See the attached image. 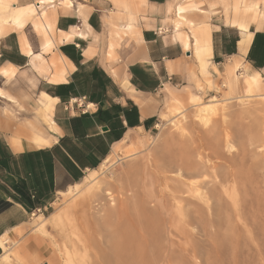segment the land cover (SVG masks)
Wrapping results in <instances>:
<instances>
[{
    "label": "crops",
    "instance_id": "obj_1",
    "mask_svg": "<svg viewBox=\"0 0 264 264\" xmlns=\"http://www.w3.org/2000/svg\"><path fill=\"white\" fill-rule=\"evenodd\" d=\"M39 1L42 0L34 3ZM126 1V10L113 6L114 12L103 20L108 29L104 55L95 45L100 28L96 11L79 5L77 16H70L74 8L72 0L51 1L38 16L26 22L39 37L37 53L26 37L32 54L22 51L23 39L17 29H9L0 38V73L14 70L13 76L0 74L1 79L15 80L18 69L24 66L43 79L38 82L41 89L33 109L34 118L23 124H16L18 114L14 108L24 111L19 101L0 97L10 104L4 112L0 111V132L10 134L6 137L0 133L1 252L6 249L7 234L25 224L31 214L49 209L56 193L78 186L85 179L82 176L106 162L116 145L134 132H150L159 126L158 91L166 84L186 82L187 59L194 58L200 77L211 87L209 66L215 74L220 73L217 67L229 58L235 59L222 65V69L225 65L224 73L235 61L241 62L244 72L264 71V16L258 13L259 6L246 30L238 27L240 17L234 22L239 35L224 28L225 24L212 31L205 22L193 41L181 33L183 24H188L177 14L182 9L186 15L184 2L173 9L176 20L169 16L171 5L167 3L166 20L174 28L170 38L162 34L165 29L158 28V15L152 16L154 27L146 25L141 29L137 21L139 17L146 24V6L161 8L167 0ZM108 2L112 5L111 0ZM121 15L127 16L125 24L120 22ZM36 22L42 24L41 30L34 27ZM11 34L17 35L18 54L12 51L17 49L15 44L8 41ZM132 37L138 40V45L132 44L130 50L123 52L125 67L115 66L116 50ZM43 40L52 45L50 50H43ZM170 92L173 91L168 92L167 102ZM43 95L56 101L51 117L56 130L48 125L47 130L36 112L45 104ZM74 98H84V106L91 105L89 110L67 108L69 100Z\"/></svg>",
    "mask_w": 264,
    "mask_h": 264
},
{
    "label": "rangeland",
    "instance_id": "obj_2",
    "mask_svg": "<svg viewBox=\"0 0 264 264\" xmlns=\"http://www.w3.org/2000/svg\"><path fill=\"white\" fill-rule=\"evenodd\" d=\"M35 1L37 0H17L15 2V5L19 6L24 4H34ZM111 1H112V5L108 2V0H72L74 5L73 8L74 10L72 9L69 12L70 16H77L76 10L79 5H82L85 9H88L91 12L94 10L96 11L97 17L99 18L100 21V28L97 32L98 38H97V43L95 45L97 46V48H99V51H101L100 54L102 55H104L105 53L106 42L108 38V29L103 24V20L106 18V16L109 13L114 12L113 6L117 7L118 9L120 8L122 10L123 9L126 10L128 6L127 3L128 1L126 0H111ZM13 2L14 1H10L8 3L9 11L12 10V6H14ZM182 2H184V6L187 9L185 18L191 21L193 25L190 26L188 24H183L181 28V33L185 37L188 38L191 37L193 41H195L194 39L197 38L196 32L198 31V28L204 26L205 22L211 25L212 31L215 30V27H223V25L225 24L226 27L224 28L234 32L235 34H238L234 22L239 18L243 10L246 8L247 4L257 3L259 5V10H260V12L258 13H261L264 16V0H190V1L187 0L186 2L185 0H167L166 4L161 8H155L154 6H150V5L146 6L145 9L148 18L146 24L143 21L141 22L140 18L137 17V21L140 22L139 23L140 28L142 29L146 27V25L150 27H154L153 25L154 21L151 19L152 16L155 17V15H158L157 19L160 21L159 22L160 25L158 26V28L163 30L165 29L166 32L163 31L162 34L164 36H169L171 38L172 35L171 30H174V28L173 25L171 27L170 22L166 20L167 17L166 6L167 3L171 5V14L169 16L172 17L173 20H176L173 9L175 11L177 5ZM42 7L45 6H41V8L37 9L35 17L36 15L38 16V13L40 14V12L44 10V8L42 9ZM55 7L57 8L58 6ZM8 10H6L5 13L8 12ZM3 13L4 11L1 10L0 14ZM120 17H121L120 22L125 24L127 21V16L121 15ZM22 28L16 30V32H18L19 36L23 40H25L24 37H26L33 51L37 53L40 48L39 37L32 31V29L29 26H26V23L24 25V28L23 29ZM8 37H9L8 41L11 42L12 44H15V47L17 48V49L13 48L12 51L18 54L19 51H18L17 35L11 34ZM132 44L138 45V40L135 37L127 38L123 43H121V45L119 46V48L116 50L115 53L116 55L115 57L116 61L114 62L115 66L125 67V63L123 60V54H124L123 52L126 50H130ZM193 50L195 52L194 46H193ZM195 54L197 53L195 52ZM190 56L191 54L187 57ZM46 57L48 58L49 56ZM229 59L225 60L224 62L225 65L233 61L235 58L232 59L231 61ZM187 60L189 64L186 69V73H187L186 82L178 85L176 84L164 85L163 87H166L164 94L162 91L163 87H161V89L158 91L157 124H159V126L155 127L150 132H142V133L139 131L134 132L130 139L123 140L121 143H119L114 147L113 151H111L105 163H102V165L99 166L97 169L90 171V173L87 172L84 176H82V178L85 177V179H83L78 186H75L74 188H69L66 191L61 190L63 192L59 194L56 193L54 195L52 205L49 209L40 212V214L38 213L34 217L29 216V219L25 224L19 226L18 228L14 229L11 233L7 234L4 237V240L7 241L6 249L3 252L0 251V264H68L69 257L66 254L68 253L66 251L68 250L69 253L71 252V242H74L78 239L86 240L88 237L95 238L93 232L94 216L92 214H89L88 216L82 214V212L79 210L78 207V204L80 202H85L87 201V199L90 198L92 194L91 191L92 187L95 184H97V186H99L101 189L103 188L102 189L103 191L104 190L110 191L112 189V191H114L113 194L115 196L117 194L116 192H119L122 189L126 190L129 187L132 189L130 193H134V191H139L141 194H143L145 200L147 197L151 198L152 195L151 193H153V189H155V187L157 189L161 188L160 185L158 186L157 182H154V178L156 177L157 174L156 171L158 169V164L161 163L162 160L161 157H164L167 154H173L174 152H176L179 146L178 144H180V142L183 141L189 142L191 140V137L193 139H197L198 141L200 138L201 141H199V143L202 145V147L199 149L200 151L199 154L201 155L198 154L199 157L198 159H200L201 157H202L201 160L203 158L205 159V160L203 159L202 161L204 163V167H203L204 169L203 168L201 169L200 171L201 175H199L198 178H196L195 180V181L198 180L196 183V189L198 190L195 192L196 195H194V198L197 196L195 198L197 200L200 199L202 201L205 198V196L207 195L206 188L208 186L213 184L217 185L221 176V172H224L228 168L227 166L230 165L235 166L236 164L235 167H237L239 165V162L242 157L241 150L243 147H246V149L247 147H252L253 150L252 148L251 150L250 148H248L247 150L250 151L248 155L249 156L251 155L252 153L251 151H254V149H256L258 146L257 144H259V142L255 140L256 138L254 136L261 135L259 133L261 131L260 130L257 131V129L254 128L257 127L256 124L259 125L258 123H260L262 120L261 118H263L260 114L261 113L260 108H263L262 110H264V71H257L251 73L250 71L246 70V72H244L243 71L244 69L240 64V68L242 70L239 68L236 74L240 77L242 73L244 74L258 73L262 78V79L260 78L259 80L260 89L259 91L253 90L251 93L246 92L244 85L242 83V79H239V81L236 84V87H234L230 91V89L227 86H225V83H227L229 79L228 71L232 66H234V63H237L238 61H235L234 63L230 64L227 68L226 73H224L225 65L224 68L222 69V65L224 63L221 66L217 67L220 73H216V74L213 72V69L209 66L208 71L210 73V78L213 81V87H211L209 84L204 82L203 79L200 77L198 65L196 64L194 58L191 57ZM192 73L194 74V76L192 75ZM0 74L4 76H13L14 70L12 69L1 70ZM41 80L43 79L37 77L36 74L33 71H31L27 66L18 69L17 76L13 81L12 80L4 81L3 79L0 78V88H2L5 91V93L1 89L0 91L4 94L5 98H9L11 102H14L16 99L21 104L19 106H22V108L24 109V111H17V109L14 108V110L18 114L16 116L17 118L16 124H23L25 121H29L34 118L33 109L35 108V101L38 99V93L40 92L41 89L40 86L38 85V82ZM197 80H199V83L196 82ZM169 87H173V88H169ZM169 91H173V92H170L169 100L167 102V98H168L167 95ZM172 97H175L179 101V103L174 102ZM191 97H194L195 102H191L190 100ZM240 97H242V99L238 100L237 98ZM9 105L10 104H6V102H4L3 100H0V111L4 112L5 109H8L7 106ZM210 107L216 108L215 115L212 114L213 115L212 116L206 113H199L200 109L210 108ZM175 108L180 109L179 112H181V115L174 116L172 114L174 113ZM221 112L222 114H220ZM167 114H172L169 119H167V117L164 118V116ZM51 117L52 115L50 117L49 115H47V118L52 121ZM216 117L217 119H215ZM179 118L182 121H180ZM171 119L175 120V122L178 120V122H180L181 125L184 124L183 126L185 130H183L182 132L185 135L182 134L183 136H181L179 130H178L179 133H177V128L173 124H171ZM42 121L45 122V120ZM181 122H183V124ZM215 123H216L215 125L216 127L214 126ZM219 125L221 129L217 127ZM251 125L254 126L253 131L249 129ZM44 126L48 130L49 127L45 124ZM246 127L248 128V130ZM235 128H240L241 133L243 135L241 139H237V137L235 136L234 133ZM202 130H204V132ZM211 131L212 132L214 131V133H211ZM0 133L6 137L10 135L8 132H0ZM223 133L228 134V136L226 134L225 136H223L224 135ZM248 133L250 135H247ZM196 135H200V136L196 137ZM210 135H212V137ZM180 136L182 137V139L180 138ZM222 137L225 139H223ZM207 139L208 141H206ZM245 139L248 141L249 146L247 144H244L247 143ZM251 140L253 142H251ZM254 140L257 143L256 145L254 143ZM22 142L25 143L24 140H22ZM203 142L204 143L206 142L205 143L206 145L204 144L206 148L205 146H203ZM241 144H244V146ZM217 145H219V147ZM261 145L264 146V140L263 141L261 140ZM212 150L214 152H212ZM222 155L225 156L226 158L223 157ZM250 157H253V154ZM210 165L212 166L214 165V167ZM208 169H210V171ZM209 172L212 173L214 172L216 176H214L215 175L214 173L212 175V173ZM207 176L209 179L207 178ZM93 177L96 178L92 182L89 181V179H92ZM201 180L204 182H200ZM97 181H99V183ZM217 186L219 187L221 198L224 199L226 202H228L227 198H229L230 201L232 190L228 189V184L218 183ZM221 191L225 194L226 197L227 195L229 196L226 198ZM233 193L234 194L232 195L235 194L237 195L236 192ZM148 201H145L147 207L149 209H152V206H154L152 204L154 200L150 199V202L147 203ZM96 203L95 205H97ZM155 203L157 207H159V210L164 208V204H165L164 202L157 200ZM108 205L111 204L108 203ZM101 206L102 205L98 204L97 208L95 207V209L101 212L102 211V209L100 210ZM229 212L231 214V211ZM239 221L241 222L239 223ZM235 223L236 224L239 223L238 227L241 229L244 235L246 233L247 236V232L244 231L245 230L247 231L248 229L246 228L248 227L242 222V220H238ZM241 223H243L244 225ZM191 229L192 232L194 231L193 234L197 237L198 240L204 239L201 236H197L199 234H197L198 231L195 227H192ZM104 237H99V238H101L104 241L106 240V237L105 238ZM246 243L249 244V240H246ZM84 256L83 255L78 256L77 260H80V263H76V264H86L88 261H90V256H88L87 254H85ZM193 264H201L200 259H198Z\"/></svg>",
    "mask_w": 264,
    "mask_h": 264
},
{
    "label": "bare ground",
    "instance_id": "obj_3",
    "mask_svg": "<svg viewBox=\"0 0 264 264\" xmlns=\"http://www.w3.org/2000/svg\"><path fill=\"white\" fill-rule=\"evenodd\" d=\"M10 1H14V6H12V10L9 11L8 3ZM16 1L17 0H0V12L1 10L4 11L3 14H0V38L9 29L14 28L18 30L22 27L24 28L26 21L36 14L37 8L45 6L54 0H42L38 3L19 6L15 5ZM258 6L257 3L247 4L246 8L239 16L238 27L240 30H246L247 25L254 19L258 11ZM6 10H8V12L5 13ZM177 14L180 20L187 22L189 25L192 24L185 18L182 9H179ZM34 27L37 31L43 28L42 24L39 22H36ZM51 46L49 42L45 40L42 41L44 51L50 50ZM21 49L26 55L32 54L25 40L21 42ZM239 68L240 62L238 61L229 69V79L227 83H225V86L231 91L236 87L239 79H242L246 92L251 93L253 90L259 91V80L261 76L258 73H242L239 77L236 74ZM0 97L5 98L1 91ZM43 97L45 98V104H43V102V106L38 108L36 112L40 118H42L41 120H45L44 123L46 125L52 130H56L53 122L47 118V115H49V117L52 115L54 103L56 101L49 99L45 95H43ZM172 99L174 102L179 103L175 97H172ZM237 99L241 100L242 97ZM190 100L191 102H195L194 97H191ZM260 109V114L263 117L261 118V122L258 123L259 125L256 124V128H254L253 125L249 128L251 131L254 129L261 131L259 132L261 134L260 136H254L256 138L254 139L257 140L259 144L254 140L255 145L257 144L258 146L254 151H251L253 157H250L251 155H248L250 151H247L248 148L251 150L252 147H247V149L243 147L241 150L242 157L237 167H235L236 164L235 166L225 165L228 168L224 172L219 170L221 176L218 183L228 184V189L237 193V195H232L234 193L231 191L232 194L229 201V198H227L229 195L226 197L221 191L230 203L221 198L220 190L217 186L218 183L217 185L213 184L206 188L207 195L202 201L200 199V201L195 199L197 196L194 198V195H196L195 192L198 190L196 189L198 180H195L201 175L200 171L204 167V163L202 162L204 158L202 160V157L198 159V154L200 153L199 149L202 147L199 143V141H201L200 138L198 141L191 137L189 142H180L176 152L161 157L162 160L161 163L158 164L157 174L154 178V182H157L158 186L160 185L161 188L157 189L155 187L153 193H151V198L147 197L145 200L143 194L139 191L130 193L132 189L129 187L126 190L122 189L116 192V196L113 194L114 191H112V189L110 191H103V188L101 189L97 184L92 187L90 198L85 202H80L78 207L82 214L86 216L92 214L94 216V226H92L95 238L88 237L86 240L78 239L71 242V252L69 253L68 250L66 251L68 253L65 252L69 257V260L66 259L68 260V264L80 263L77 257L81 255L84 256L85 254L90 256V261L86 264H193L198 259H200L201 264H264V146L261 145V140H264V110H262L263 108ZM179 110V108H175L172 114L174 116L181 115ZM199 113L215 115L216 108H203L200 109ZM172 114H167L164 118L167 117V119H169ZM220 114H222V112ZM217 117L215 119H217ZM181 123L183 124V122ZM171 124L177 128V133H179V130L181 136H183L182 134L184 133L182 131L185 130L184 124L181 125L178 120L175 122L173 119H171ZM215 125L216 123L214 126ZM217 127L220 128V125ZM234 130L237 139H241L243 135L240 128H235ZM202 131L204 132V130ZM211 133H214V131H211ZM223 134V136H225L226 133ZM226 135L228 136V134ZM247 135L250 134L248 133ZM181 136L180 138L182 139ZM197 136L199 137L200 135H196V137ZM210 136L212 137V135ZM131 137L132 135L128 136L126 140ZM206 141H208V139ZM246 142L247 143L244 144L248 145L247 140ZM251 142L253 141L251 140ZM205 143L203 142V146L206 145ZM244 144L241 145L244 146ZM217 146L219 147V145ZM212 152L214 151L212 150ZM212 167H214V165ZM208 170L210 171V169ZM214 176H216V174ZM95 178L96 177H93L89 179V181L92 182ZM204 181L201 180L200 182ZM97 182L99 183V181ZM150 199L154 200L152 209H149L145 202L148 201L147 203H149ZM157 200L165 203L163 209L159 210V207H157L155 203ZM95 203L97 205H102L100 208V210L102 209L101 212L95 209V207L97 208ZM108 203L111 205H108ZM229 211H231V214ZM33 214L37 215L38 213ZM33 214H31V216ZM235 220H242L248 227L246 228L248 229L247 231L245 229V231L243 230L247 232V236L246 233L244 235L238 227L241 221L236 224ZM192 227L197 229V234H199L197 236L203 237V240L197 239L193 234L194 231L192 232ZM104 236L106 237L104 241L99 238ZM246 240H249V244L246 243Z\"/></svg>",
    "mask_w": 264,
    "mask_h": 264
},
{
    "label": "built area",
    "instance_id": "obj_4",
    "mask_svg": "<svg viewBox=\"0 0 264 264\" xmlns=\"http://www.w3.org/2000/svg\"><path fill=\"white\" fill-rule=\"evenodd\" d=\"M84 102V98H74L69 100V102L67 103V108L72 109L73 106H75L76 108H85V110H89L91 105H85L83 104ZM40 211H38L37 213H39Z\"/></svg>",
    "mask_w": 264,
    "mask_h": 264
}]
</instances>
